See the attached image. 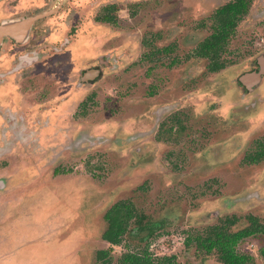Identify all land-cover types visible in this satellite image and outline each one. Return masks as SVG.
I'll list each match as a JSON object with an SVG mask.
<instances>
[{"label": "rangeland", "instance_id": "374dc122", "mask_svg": "<svg viewBox=\"0 0 264 264\" xmlns=\"http://www.w3.org/2000/svg\"><path fill=\"white\" fill-rule=\"evenodd\" d=\"M70 2L78 33L95 38L84 40L80 57L111 53L109 65L94 84L79 81L65 101L51 102L39 125L50 139L0 141V264H121L122 254L143 249L153 264H220L186 242L232 216V231L248 216L258 220L262 231L236 251L264 264V160L245 161L264 149V116L249 121L251 106L237 103L243 90L234 84L264 52L263 5L239 22L223 55L235 74L229 81L194 56L212 31L202 0H69L58 36ZM110 5L117 26L98 27L93 19ZM119 202L132 212L111 215ZM119 225L124 235L112 245L106 236Z\"/></svg>", "mask_w": 264, "mask_h": 264}, {"label": "flooded vegetation", "instance_id": "af4514ba", "mask_svg": "<svg viewBox=\"0 0 264 264\" xmlns=\"http://www.w3.org/2000/svg\"><path fill=\"white\" fill-rule=\"evenodd\" d=\"M66 1L69 2V0H0V27L2 25L8 26L6 32L0 36V141L5 140L8 143L27 142L30 141L31 134L42 138L43 141L46 137L50 139L46 136L47 131H45L46 134L43 133L39 125L42 116L44 117L42 118L43 128L47 125V108L51 104L54 105L51 102L54 99H56L55 101H65L68 94L78 87L79 81L82 85L94 84L101 76L103 71L101 68H108L109 61L107 59H109L111 53L105 52L102 57L100 54L96 56L93 50L85 58L84 56L80 57V53L83 51L80 52V48L84 40L89 45H94L95 38L91 37L89 39L87 37L83 39L82 32L78 33L77 28L80 23L78 22V13L74 12V8L71 6V4H74L73 2L68 3L69 9L63 18L66 22L64 24L66 26L65 31L62 34L60 30L59 36L57 35V28L62 24L56 23V20L61 19L59 15ZM215 1L202 0V5L198 7L202 9V19L205 18V22L209 21L212 31L198 45L194 56L207 61L209 73L215 74L216 77L223 76L231 81L235 74L233 75L232 69L229 70L232 65H228L229 62L223 58V55L227 51L239 22L248 12L256 5H263L261 10L264 12V0H260L261 3L256 2L255 4L253 0H241L242 3L239 5L237 4L239 0H228L224 3L218 0L220 4L211 9L210 6ZM183 2L185 5L186 0H183ZM230 4L236 5H234V8H228L227 6ZM242 5L244 6L242 11H238ZM114 12L115 7L113 5L105 7L104 13L100 17L94 18L93 23H96L98 27H104L103 25L117 26L120 16ZM76 15L77 18L74 19ZM183 19L184 16L178 17L179 22ZM74 28L75 30H73ZM157 31L158 28L156 27L153 32L154 36L158 35ZM72 32L75 34V37L73 36L74 42L71 41ZM170 46H174V42L165 46L162 50H155L152 55L157 54L158 56V54L168 52ZM96 58V65L93 63L83 69H81L83 66H78L83 62H92ZM236 75L234 82L236 86H234L237 90L238 88L243 90L242 93H238L239 101L237 99V103H244L245 99L247 105L244 106L245 110L251 106L248 115L249 117L251 115L249 121L253 122L258 119L257 117L264 116V52L252 59L248 68ZM56 80L61 84V91L57 97L54 96L53 92L56 82L52 84ZM261 86L263 87L259 90ZM254 95H256V98L249 97ZM59 110L61 112L65 111L62 106ZM40 133L42 137L39 136ZM263 160L264 149L260 144L256 153L245 158L246 163L250 166L261 164ZM117 204H120L121 207H128V209H117H121L126 215H128L127 212H132L129 210V204L119 202L114 206ZM233 217L235 216L226 217L219 224L221 225L224 220ZM235 218L238 222V218ZM249 218L255 219L257 225L261 227L254 216L247 217L245 227L249 225ZM229 231L236 232L238 230L232 231L229 227ZM259 233L252 236L259 235ZM194 238H191V240ZM188 239L190 240V238ZM192 242L194 241H189V243ZM196 248L206 255L215 254V252L207 254L204 250Z\"/></svg>", "mask_w": 264, "mask_h": 264}, {"label": "trees", "instance_id": "16d2710c", "mask_svg": "<svg viewBox=\"0 0 264 264\" xmlns=\"http://www.w3.org/2000/svg\"><path fill=\"white\" fill-rule=\"evenodd\" d=\"M241 3L242 1L239 0L237 4L239 5ZM234 5L230 4L227 7L234 8ZM243 8L244 6L242 5L239 7L238 11H242ZM118 208L128 209L127 206L121 207L120 204H117L109 213L112 215L114 210L121 211V209L117 210ZM236 222L237 220L235 217L232 219L227 218L221 225L219 224L209 227L205 238H194L193 240L190 239V241H194L196 247L204 250L207 254L215 252L218 261L221 264H254L251 256L237 252L236 247L240 241L261 232L262 229L257 225L255 219L249 218V225L247 227L236 232H230L229 227L235 225ZM124 230V226L122 227L121 225L113 228L108 232L106 240L112 245L118 244ZM187 245H189L188 240L186 242V246ZM261 256L264 260V249L261 251ZM119 261L121 264H153L146 249L133 253L125 252L121 255ZM161 264H173V259H162Z\"/></svg>", "mask_w": 264, "mask_h": 264}, {"label": "water", "instance_id": "95a60500", "mask_svg": "<svg viewBox=\"0 0 264 264\" xmlns=\"http://www.w3.org/2000/svg\"><path fill=\"white\" fill-rule=\"evenodd\" d=\"M7 28H8L7 25H2V26L0 27V36H1V34H3L4 32H6Z\"/></svg>", "mask_w": 264, "mask_h": 264}]
</instances>
